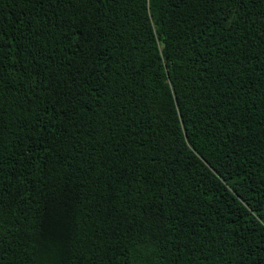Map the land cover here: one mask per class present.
Segmentation results:
<instances>
[{"label":"trees","instance_id":"16d2710c","mask_svg":"<svg viewBox=\"0 0 264 264\" xmlns=\"http://www.w3.org/2000/svg\"><path fill=\"white\" fill-rule=\"evenodd\" d=\"M0 264H264V0H0Z\"/></svg>","mask_w":264,"mask_h":264}]
</instances>
